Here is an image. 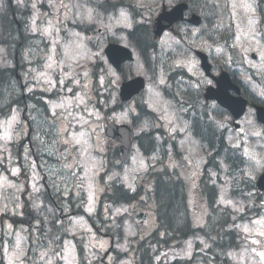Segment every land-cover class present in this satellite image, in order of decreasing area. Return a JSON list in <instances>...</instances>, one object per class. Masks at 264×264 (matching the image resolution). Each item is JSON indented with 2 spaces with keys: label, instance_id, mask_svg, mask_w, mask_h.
<instances>
[{
  "label": "rangeland",
  "instance_id": "obj_1",
  "mask_svg": "<svg viewBox=\"0 0 264 264\" xmlns=\"http://www.w3.org/2000/svg\"><path fill=\"white\" fill-rule=\"evenodd\" d=\"M186 1L190 6L199 2L191 10L203 18L200 30L179 25L177 35H163L156 50L144 62L126 32L138 23L151 27L163 6L171 8ZM10 2L16 11L17 30L21 28L15 37L21 46L16 51L13 44L1 40L4 38L1 34L0 67L14 68L17 64L21 80L4 89L6 97L15 95L20 105L0 113V264L1 261L2 264H136L138 247L157 228L151 215L153 201L148 198L152 188L150 168L155 172L166 169L176 180H182L188 209L183 214L185 220L189 217L193 227L211 229L206 220L213 215L211 222L217 221L216 227L221 230L228 216L225 230H233L239 239L238 247L228 255L217 249L214 258L207 253L211 243L204 233L195 230V235L178 247L154 248V264L173 260H192L190 264H264L258 255L264 253V236L260 235L264 232V203L258 215L251 208H244L245 203L233 193L238 172L223 168L215 205L221 212L228 211L216 213L213 200L208 206L198 194L201 176L197 170V152L190 151L192 162L183 147L192 139L184 113L195 102L202 103L203 88L213 84L201 72L193 50H202L209 56L214 74L224 69L235 72L249 95L264 103V0ZM104 2L121 7L106 12L100 7ZM7 3L8 0H0L1 13L5 12ZM111 42L128 47L133 53V62L126 64L121 73L113 70L103 53ZM251 54L257 59L252 60ZM183 71L185 77L178 75L175 82L169 80L171 72ZM133 77L145 79V90L130 103L116 107L120 104V83ZM23 94L37 100L29 104L25 113L30 135L22 118ZM140 104L146 106L153 118L139 119L133 125L132 118L138 116ZM227 121H230L228 116L219 117L215 124L227 128L228 144L233 145L234 132ZM109 122L132 125L134 137L160 130L168 143L172 139L177 142V154L168 145L164 164L159 165V155L147 161L133 143L128 160L121 161L114 154L118 143L103 136ZM242 124L249 122L243 119ZM244 130L249 131L242 128L235 134H243ZM256 133L251 135L259 138ZM61 144L68 145L67 152H59ZM174 156L191 161L190 171H178L170 165L169 160ZM253 159L250 154L245 159L253 169L250 175L245 170L249 179L256 177L261 168ZM114 181L130 192L141 187L143 202L108 205L103 196ZM43 182L52 190L58 208H69L72 202L73 208H81L84 215L70 217L66 212L60 215L59 210L44 201ZM24 195L30 206L29 216L25 212ZM137 212L149 213L146 220H141L142 225L135 218ZM62 215H67L65 220H61ZM88 218L95 221V230L89 227ZM24 219L30 220V226L20 224ZM78 245L83 250L80 260Z\"/></svg>",
  "mask_w": 264,
  "mask_h": 264
},
{
  "label": "trees",
  "instance_id": "obj_2",
  "mask_svg": "<svg viewBox=\"0 0 264 264\" xmlns=\"http://www.w3.org/2000/svg\"><path fill=\"white\" fill-rule=\"evenodd\" d=\"M198 4L199 2L196 5H191V8L194 9L193 7H198ZM119 7H121L120 4H103V9L109 11L115 10ZM13 11H15L13 7L7 12L1 13L0 11V36L4 32L6 36V43H8V45L13 44L15 47H18L20 40H15V37L21 32V30L16 29L18 26L13 18V15L11 14ZM128 36L130 40L137 46L140 56L145 62H147L150 53L154 48V44L151 40L149 25L145 23L135 25L134 28L128 33ZM14 77V69H3L0 67V113L4 111L5 108L8 110L10 106L18 105L14 99L15 95L12 94L10 97H6L4 92V89L12 86V80H14ZM191 109L196 110L198 108L194 107L193 109L192 107ZM140 110L141 113H143V117H146L147 113L144 107H141ZM187 111L189 113L191 110ZM194 115L195 116L190 117L191 119L196 117L193 123V131L195 136L200 140L201 144L204 147H207L210 151L211 149L214 150L215 154L221 152L220 157L229 153L230 149L224 146L221 134L218 133V129L213 125V123L209 122L208 116L204 113H201L200 115L194 113ZM135 139L142 154L145 157L148 158L152 154L158 152L157 147H159L160 144L156 142V139L152 133H141ZM232 168L236 170L239 169V167H236L235 165H233ZM152 179L153 183L151 198L156 207L158 230L153 236L147 238L145 242L142 241L140 244L138 249V264H153L154 257L152 252L154 248L169 247L172 242L177 243L180 240L188 238L192 231H194L190 225V220L188 217L189 214L187 213V220H185L184 216V214L186 215V210L188 209L182 180L174 179V177L171 176V174L166 169L153 173ZM106 197L107 202L115 206L121 203H128L132 201L137 197V194H129V192L124 190L121 185L113 183L111 184L110 192L106 195ZM211 228L212 232H217L213 225ZM198 230L203 231L202 228ZM207 231L208 230H206V232ZM228 235L229 234L227 232L223 231L220 245L221 250L227 249V239L229 247L234 244L233 237H228ZM205 236H208V234L205 233ZM171 264L179 263L173 262Z\"/></svg>",
  "mask_w": 264,
  "mask_h": 264
},
{
  "label": "flooded vegetation",
  "instance_id": "obj_3",
  "mask_svg": "<svg viewBox=\"0 0 264 264\" xmlns=\"http://www.w3.org/2000/svg\"><path fill=\"white\" fill-rule=\"evenodd\" d=\"M183 74H185L184 71H183ZM243 90L244 89L242 88L241 93ZM231 93L234 94L233 92ZM196 97L199 98V95L196 94ZM24 98L25 96H23L25 107H24L22 117L26 121V124L28 126V134H30L31 132L30 122L26 120L27 118H26L25 113L28 110L29 104L30 105L33 104V101L30 100V98H28L27 100H25ZM197 103L198 102H195L193 104V107H197ZM211 104H213V102H209L206 104V105H209L207 109L209 113L208 115L211 118L209 122H212L213 125L216 127L215 120L218 117H217V114L214 112L215 110ZM254 106L255 104H253V106L251 107V111H250L251 114H248L245 119V121L249 122L248 125L242 124V125H239V127H233L231 117L227 115L228 118H230V121H227L228 123L227 122L226 123H227V126L230 125L232 131L234 132L233 134L234 142H233V145L228 144L227 128H221L218 130V133L221 134L222 136L224 146L230 149V152L222 157H220L221 152H219L218 154L217 153L215 154L214 150L211 149L210 151L207 147H204L201 144L200 140L195 136V133L193 131V123L196 117H194L193 119H191L190 117L195 116L194 113H197L198 115H200L201 113L202 114L204 113L207 115V112L205 110L199 111L200 109H197V110H192L189 112V114L185 115L184 122L188 123L189 125L188 131L192 135L191 141L186 143V146L189 150L194 149L195 151L198 152L199 161H200L201 169H202V175L199 181L200 192H198V194L200 196V200L204 203H208V206H209L210 200H212V194L215 200L218 197L217 184L221 182L219 175L221 174L222 169L224 168V169H227L228 172L233 171V173L234 172L239 173V174L237 173V177L235 178L236 179L235 183L240 181L239 182L241 184L240 189L238 192H233V193L234 195L237 196L236 199L245 203L244 208L251 207L254 205L252 208H254L257 212L263 211V208H261L260 205L264 203V193H260L255 189L254 180H251L252 183L247 181V179H249V176L246 175L245 173L246 168L248 169L249 172L250 170H252L250 163L249 162L246 163L245 161L246 156L248 154H250V156L254 158L253 161L255 165L261 166L260 170L264 169V125L260 124L255 119ZM242 121L243 119L241 120V122ZM190 122H191V125L189 124ZM242 128H248L249 131L244 130L243 134L236 135L235 132L240 131ZM251 132H257L256 135L259 136V138H256L255 136L251 135ZM114 141L118 143L117 140H114ZM170 144L172 146V149L177 150V142L175 140L173 139L170 140ZM117 150H118V146H116V151ZM182 158H185V157L175 156L173 159H170V163L180 168L181 166L179 165L178 161ZM228 163L232 165H229ZM233 165H235L236 167H239V169L237 171L234 170V168H232ZM248 185L252 186L251 192H247V189L245 188ZM246 200H249V201H246ZM62 210L63 209L60 208V214L62 213Z\"/></svg>",
  "mask_w": 264,
  "mask_h": 264
},
{
  "label": "water",
  "instance_id": "obj_4",
  "mask_svg": "<svg viewBox=\"0 0 264 264\" xmlns=\"http://www.w3.org/2000/svg\"><path fill=\"white\" fill-rule=\"evenodd\" d=\"M186 9L185 4L177 5L172 11H163L155 20V28L153 29V35L160 37L162 32L170 27L171 22L182 19V12ZM168 22L167 25H162V22ZM191 23L198 25L200 18L193 16L192 19L188 20ZM105 54L108 58L109 63L116 69L120 70L121 65L126 61H132V53L129 49L116 44H109L105 49ZM201 59L202 67L208 74L209 65L207 63V57L203 54L198 53ZM216 88H208L206 90V100H216L221 106L227 107L231 111H236L235 117H239L244 110V102L240 98L231 97L228 90L234 89L238 92L237 87L231 85L229 76L222 74L220 77L215 78ZM144 88V80L140 77L131 79L124 82L120 87L119 96L122 102L128 101L131 97L138 95ZM258 118L264 122V110H258ZM105 134L109 138L118 137L120 139V154L123 160H126L129 156L131 149V130L126 125H115L110 123L105 130ZM264 177V176H263ZM263 189L262 186H260Z\"/></svg>",
  "mask_w": 264,
  "mask_h": 264
},
{
  "label": "snow or ice",
  "instance_id": "obj_5",
  "mask_svg": "<svg viewBox=\"0 0 264 264\" xmlns=\"http://www.w3.org/2000/svg\"><path fill=\"white\" fill-rule=\"evenodd\" d=\"M21 2H22V0H21ZM32 6H33V8L36 7L35 4H33ZM260 235L264 236V232H261ZM258 255H260L261 259H264V253H258Z\"/></svg>",
  "mask_w": 264,
  "mask_h": 264
}]
</instances>
